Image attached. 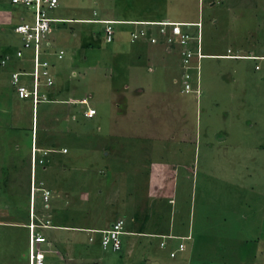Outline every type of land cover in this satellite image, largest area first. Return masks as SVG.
Listing matches in <instances>:
<instances>
[{
  "label": "rangeland",
  "instance_id": "obj_1",
  "mask_svg": "<svg viewBox=\"0 0 264 264\" xmlns=\"http://www.w3.org/2000/svg\"><path fill=\"white\" fill-rule=\"evenodd\" d=\"M209 1L202 0L201 7L200 0H59L56 8L48 10L51 16L64 21L66 19L62 17L87 18L91 22L54 23L49 33L51 37L48 35L55 44L54 54L40 55L41 62L44 59L48 61L46 69L53 82L47 86L40 79L38 94L41 99L33 108L30 100L17 97L10 80L11 71L32 69V50L23 48L22 56H16L15 51L23 45L20 35L12 29L13 25L30 18V10L11 0H0V59L8 57V64H1L5 77L2 79L3 73L0 74V219L18 223L25 219L27 212L28 224L34 222V234L39 235L36 215L40 213V198L44 193L41 186L52 189V180L59 173L53 166L56 163L62 166L66 157L71 156L78 168H87L74 171L69 167L72 181L74 178L79 181L83 175L89 176L85 172L90 168L95 180L102 179L99 184L103 189L115 185V189L129 198L126 193L130 189L127 192L117 175L116 180L110 176L111 181L107 184L106 178L100 174L104 173L107 162L116 173L114 166L120 162L118 158L111 162L94 150L93 164L86 149L90 142L98 148L108 142L114 146L124 145L125 140L130 145L133 143L131 137L139 135L133 144L136 148L142 145L144 152L152 147L160 149L159 153L147 157V154L140 153L137 159L134 157L138 151L132 152V161L138 163L141 171V188L145 186V180L147 183L152 178L150 161L159 163L170 159L169 150L177 144L187 149L183 153L184 159L194 164L193 167L181 165L174 181L168 177L165 180L168 183H163L167 195L173 189L172 182L176 184L177 203L173 209L177 212L176 215L173 212L171 218L173 228L179 230L176 219L191 215L190 233L200 248L193 250L188 239H174L171 240L173 245L160 248V238L146 233L149 235L136 236L137 249L133 246L135 241L133 244L131 240L123 241L122 238L117 251L104 249L97 242L91 257L79 253L73 256L61 243L60 249L56 248L58 255L57 252L46 254V264H264V219H261L264 217L261 214L264 206V61L250 58V55L264 54V3L261 0L256 7L255 0H217L218 4L210 6ZM100 17L200 23L184 26L191 38L186 47H178L168 41L171 37L178 43V37L171 36L170 28L162 30V26L157 24H128L132 33H137L136 37L125 29L116 33L115 29L123 26L113 25L114 36L107 42L104 24L92 21ZM119 41H128L132 45L136 42L146 44L140 53H136L137 57H129L132 60L129 64L122 59L121 53L124 52L114 50ZM153 49L162 51L169 58H158L156 50L150 53ZM180 49L194 53L187 57L193 67H183ZM206 53L228 57H197ZM169 61L172 69L161 66ZM85 62L98 65V68L85 67ZM134 64L138 69L133 67ZM183 71L190 72L189 90H184ZM21 81L29 85L31 76H21ZM82 81L87 85L93 83V88L89 89L94 94V106L99 108L94 128L99 124L100 129L93 135L96 138L90 136V142L84 135L88 133L87 127L91 126L82 116L85 104L73 106L68 102L71 97L75 100L90 92H85L83 86H86ZM110 88L117 91L115 97H122V104L128 108L126 119L119 117L113 106ZM165 92L168 94L163 95ZM54 97L64 100V103H55ZM168 101L171 103L167 107ZM58 115L65 119V127L59 128L55 122L51 124V119ZM79 122L81 125L77 124ZM74 126L77 137L72 132ZM175 128L178 130L175 138L169 139L173 132L170 130ZM34 130L36 137L33 136ZM75 145H78V150L73 147ZM129 148L125 150L130 153ZM88 150L93 149L89 147ZM31 155L36 158L34 182V168L30 169ZM114 155L112 152L109 157ZM53 156L59 157V161L55 162ZM121 160L130 162L131 158ZM42 165L49 168L44 167L43 170L40 168ZM156 179L154 176L152 182L157 187ZM58 200L52 193L44 199V213L38 215L39 220L48 223V211L51 212L53 202L59 203ZM144 202L142 200L141 203ZM17 233L22 234L21 243ZM0 236V264H11L15 259L23 260L22 264L26 262L29 251L27 228L0 226ZM78 240L80 237L77 236ZM180 241L184 246L181 250L178 249ZM34 244L38 243L35 241ZM4 249L13 253L9 263L1 261ZM85 249L86 254L88 245Z\"/></svg>",
  "mask_w": 264,
  "mask_h": 264
},
{
  "label": "crops",
  "instance_id": "obj_2",
  "mask_svg": "<svg viewBox=\"0 0 264 264\" xmlns=\"http://www.w3.org/2000/svg\"><path fill=\"white\" fill-rule=\"evenodd\" d=\"M255 1H256V3L254 5L257 7V2H261V0H255ZM262 1L264 3V0H262ZM209 2L211 3V4H209L210 6H213V5L215 6V4H218L217 0H210ZM200 5L202 7V5H203L202 0H200L199 6ZM262 7H264V5ZM258 8H259V6H258ZM199 15H200V12H199ZM62 18H65L66 19L65 21H71V22H74V21L80 22L81 20L82 21L88 20L87 18L79 20L76 17H62ZM97 19L110 20V18H107V17H105V18L100 17ZM116 20H119L120 22H122V24H126V25H128L127 23H129V24L130 23L131 24L149 23L150 25H152V24H159L160 21H167V20H151V21L144 22L142 20L135 21V20H130V19H116ZM98 22H101V21H98ZM178 22H180V21H178ZM117 25L118 24H116V26ZM118 26H123V25H118ZM128 28H130V27H128V26L124 27L123 26V28L119 27V28L115 29V31H116V33H120V32H124V29H125V32H127ZM116 33H115V37H116ZM251 41H252V39H251ZM254 41L256 42L257 40L254 39ZM103 44H105V43H103ZM143 44H146V43L143 42ZM143 44L136 42L132 45L128 41H125L123 43H122V41H119L118 43H116L117 47H115L116 45L114 46V50L115 51L119 50V51L124 52V53H121L122 59L125 60L126 62H128L129 64H132L131 63L132 60L129 59V57H132V56L137 57L136 53H140V49L144 48ZM261 45L263 47V44H261ZM155 50L157 51V55H159L158 58H160V56H166L169 58V56L167 54H165L162 51H159L157 49L150 50V53L152 54V52ZM206 55L212 56V55H214V53H206ZM214 57H216V56L214 55ZM84 58H85V56H84ZM217 58L222 59L223 57H217ZM170 61L167 64H162L161 66H163L164 68L167 67V69H172V66L170 65ZM157 62L158 61L154 62V64H156ZM85 63H86L85 67H89V68L96 67V69L98 68V65L94 66L93 63L92 64H88L87 62H85ZM4 64H8L7 61ZM9 64H11V63H9ZM134 66H135V64L133 65V67ZM135 67L138 69V65ZM157 69H158V67H157ZM13 71H15V70H13ZM13 71H11V73ZM2 73H3V77H2V79H3L5 77V70H4V67H2L0 64V74H2ZM11 73H10V80H11ZM136 75H138V74H136ZM81 83H83V85L86 86V88H84V86H83V89L84 90L86 89L85 92H88V91H90V92H88L86 96L82 95V97H80V98H75V100H72L74 97H71V99L68 100V102L71 103L73 106H77L76 105L77 103L83 104L81 102H82V100H85V101H87L88 106L93 107L95 109V114L93 116L86 117L83 113V110L86 106L85 105L82 106L83 107L82 108L83 119L85 121H88L91 124L90 127H87L88 133H84L85 137H87L88 141L90 142V138H91L90 136H93L95 133H98L99 129H100L99 124H97L96 127L94 128V125H95L94 123L95 122L97 123V120H98L99 108L94 106V101H95L94 100V94L91 91V89L93 88L91 84H93V83H89L88 84L89 86L87 85L86 81L85 82L82 81ZM89 87L91 89H89ZM85 92H84V94H85ZM110 94L112 95L111 96L112 104H113V106L116 107V110H117L119 117L124 119L125 117L128 116L129 110L125 106L124 103L122 104V97H118V96L115 97V95L117 94V91H115V89H113V88H110ZM166 94H168V93L165 92V94H163V95H166ZM54 98H55V103H64V100H61L60 98H57V97H54ZM132 99H133V97H132ZM165 103H167V102H165ZM169 103H171V101H168L167 107H168ZM35 110L36 109H34L33 114L35 113L34 116L36 117L37 111H35ZM72 110L74 111L73 108H72ZM167 110H168V108H167ZM166 112L168 113V111H166ZM62 117L60 115H58L54 119H51V121H50L51 124H53V122H55L59 126V128L65 127L66 121ZM77 124L81 125V122H79ZM76 130L77 129L74 126L72 129V132H75L74 133L75 137L78 136ZM34 131L35 132H33V136L36 135V130H34ZM170 131H173V132L169 134L168 138L174 139L178 130L175 128L173 130L171 129ZM180 132L178 134H180ZM100 135H102V134H100ZM146 135H148V134H146ZM137 136H139V135H137ZM137 136L131 137V139H132L131 142H133V143H131L130 145L126 144V140H125L124 145L126 146V148L130 147L129 148L130 153H129V151L125 150L126 149L125 147L121 148L124 145L114 146V145H110L109 142H108V144L105 143L106 145L105 144L100 145L99 146L100 148L91 145L90 144L91 142H90L89 146L86 147V149L88 151L87 154L91 155V161L93 160V157H96L94 150L100 152V155L102 154L107 159L111 160V162H112L113 158H115V157L118 158V161H120V162L116 166H114L111 163L112 168L114 166L117 169L116 173L114 171V168H113V170L110 168V165H109L110 162H107V167L105 168L104 173L101 172L100 174H102L101 177L106 178L105 180H106L107 184H109V182L111 181L110 176L114 180H116V175H117V177L120 179V181L124 182L125 188H127V192H128V188L130 189L129 190L130 193L129 192L126 193L129 196V198L127 196H124L123 194H121V191L115 189L116 188L115 185H113L111 188L103 189V187H101V184H99V183H102V179H100V180L96 179L95 180L94 177L91 176L93 174H92V172H90V168L87 170V172H85L89 176L83 175L84 179L82 177L81 179H79V181H77V179L74 178V180L72 181L71 180V177H72L71 171L72 170L79 171L81 169V170L85 171L87 169V168L86 169L85 168H78V166L74 163L72 156L66 157L67 160H66V162H64L62 164V166H58L57 163L54 166L52 165L53 167H56L58 172H59V173H57V177H56L57 180L56 179H54L55 181L52 180V189L49 187L41 186V190H43V191L47 190L48 191L47 198H48L49 194H51V193H52V196H54V198H55V196L57 198H59V200H58L59 203L53 202L51 212H50V210L48 211L49 218L46 219V221L48 223L45 224L43 221L39 220L40 218L38 217V215L41 216L42 213H44V199H43V197H42V199L40 198V203H41L40 209H39L40 213H37V215H36V220L39 224L38 227L36 228V230L38 233H40L38 235V236H40V239H33V245H35L34 243L36 241L38 243L35 245L36 248L39 249L44 255V260H43L44 264H46L45 259H46L47 253L50 252L51 254H53L54 252H57V255H58L59 250H56V248L59 247L58 249H60L61 243H64L65 247H67L71 251L70 253L73 256H75L76 253H79V254H83L84 256L88 255L89 257H91L93 255L92 254L93 253L92 248L96 247L97 242L100 243V233L97 232V230L109 228L111 226V223H114L118 220H122L124 223L123 229H124L125 233L121 235V238L123 239V241H127V240L130 241L131 240L133 244H134L133 241H135V244L133 246H135L136 249L139 245L138 242H136L137 241L136 236H141V235H145V236L147 235L148 236L149 234H153V236L150 235L153 238H160V239H158V245L160 248H163L168 244H172L171 240H174V239L178 240L179 239V238H164L166 235L185 236V237L189 236V238H187V239L191 240L190 242H191V245L193 247V250H196V248L198 249L201 247V245L199 246V243L197 241L194 242L193 235H191V233H190L192 230V228H191V215L187 216L186 218H180L178 220L176 219L175 222H177V225H178L177 229H179V230L177 231V230H175V228H173L171 218L173 217L174 213L176 215V212H177L176 210L173 209V205L174 204L176 205V203H177L176 199H175L176 198V184L174 182H172L173 189H172L171 193L169 195H167V194H165L166 186L164 189V183H163V182H165V184L168 183V181H165L168 179V177L172 178L174 181L175 176L177 174H179V169H180L181 165L184 166L187 164L191 167L194 166L193 161L189 162L187 159L186 160L184 159L183 153L187 149L185 147L182 148L180 144H177V146H175L174 149L169 150L170 159L160 161L159 163H154V161L151 160L150 161V165H151L150 170L152 172V175H151L152 178L150 177L147 180V183L145 180V183H144L145 186L143 188H141L140 187L141 171L139 170V165H137L138 163H134V160L132 161V157L134 156L133 154L135 153L136 150L138 151L136 153V156L134 157V159H137L139 157L140 153H141V155L144 153L143 154L144 156L147 154L145 156V157H147L150 154L159 153L160 149H157L156 147H152L148 150H145V152H146L145 153L144 152L145 147H143L142 145L138 146L136 148L135 145H133V144L135 142H137V140H138V138H136ZM163 136L164 135H161L160 137L163 139H166ZM93 137L96 138V136H93ZM124 139H126V138H124ZM115 140H116V138H115ZM73 147H75L77 150L79 149L78 145H75ZM89 147L90 148L92 147L93 150L89 151L88 150ZM126 151L128 153H126ZM112 152H114L115 155L112 158H110L109 154ZM132 152H134V153H132ZM86 157H87V155H86ZM124 158H127V159L131 158L130 162H132V163H130L128 161H125V162L122 161L121 159L124 160ZM54 161L58 162L59 157H56V158L54 157ZM93 164H95V161ZM44 167H45V169L49 168L48 166H45V165H42L40 168L45 170ZM69 167L72 168V170H70ZM74 167H77V168H74ZM32 168H34V179H33V175H31V177H32L33 182H34L35 176H36L35 164H34V167H32ZM177 168H179V169H177ZM30 169H31V166H30ZM155 171H157V172H155ZM144 174H146V173H144ZM154 176L157 177V179L155 180V183H158L157 187L153 186L152 179L154 178ZM107 186L108 185H106V187ZM114 189L117 191L115 192ZM108 192H114V194L109 195ZM33 193H34V191H33ZM34 194L32 195V208H33L32 209V213H33L32 218L33 219H34V212H35V208H34L35 196H34ZM41 195L43 196V192L41 193ZM150 195H152V196L149 197ZM61 198H63V200ZM52 199H53V197H52ZM142 200H145L146 202L141 203ZM199 200L202 202L201 199H199ZM30 201H31V198L29 199V208H30ZM63 202H65L66 204H64ZM262 207H264V206H262ZM262 212H261V214L263 216ZM146 215H148V217ZM261 219H264V217H262ZM28 221H29V217L27 216V212H26L25 219L19 220L18 223H13V222L8 221V220L0 219V226H3L5 228L6 227L16 228L17 226L26 227L27 228V243H28V249H29V245L31 242V238H30L31 233L30 232L32 230V226H31L32 224H28ZM30 223H34V222H30ZM28 225H29V228H28ZM34 231H35V229L33 227V232ZM146 233H149V234H146ZM17 234H18V236H17L18 240L21 243L22 234L21 233H17ZM1 235H3V233H1ZM77 236L80 237V240H78V242H77ZM179 240H181V239H179ZM80 241H82L85 245L81 244ZM42 242H44L43 245H40V243H42ZM161 242H164L163 246L160 244ZM4 243H6V241ZM0 244H1V242H0ZM86 245H88L89 250L85 254L84 250H86L85 249ZM12 255H13V253H9V250L7 253L6 249H4V251H3L4 259L2 256L1 261H5V262L9 263L10 262L9 257ZM22 261L23 260L15 259L12 261L11 264H22ZM23 264H28V253H27V260Z\"/></svg>",
  "mask_w": 264,
  "mask_h": 264
},
{
  "label": "built area",
  "instance_id": "obj_3",
  "mask_svg": "<svg viewBox=\"0 0 264 264\" xmlns=\"http://www.w3.org/2000/svg\"><path fill=\"white\" fill-rule=\"evenodd\" d=\"M14 4H19L24 8L30 10V18L28 20H23L15 25H13V32L20 35V40L22 41V48H18L15 51L17 57L22 56L23 48H29L32 50V69L31 71H24V70H16L11 73V83L13 84L16 95L19 99L30 100L33 108L35 105L40 101L38 94V88L40 84L43 82L44 85L52 84L53 80L50 73L47 72L48 61L44 59L42 62L40 60L41 54H54V50L51 48L50 40L48 39V35H50L51 28L55 22L61 21L62 19L59 17H53L49 14L48 10L56 8L59 4V0H11ZM91 22V19L87 20ZM93 22L103 21L101 22L104 24V39L107 42H110L114 36V27L113 25L120 23L119 20L110 19V20H100L94 19ZM118 21V22H116ZM199 21L197 22H185V21H162L157 25L162 26V30L164 27L170 28L171 36L178 37V43L171 37L168 38L170 44H175L178 47H186L189 43L191 36L185 32L184 26L189 25H199ZM133 37L137 36V33H132ZM180 45V46H179ZM58 51V50H57ZM56 53V52H55ZM194 54L190 50H181V62L184 68L193 67L189 63V58L187 61V57ZM59 57H61L60 52L57 53ZM202 55H197V57L201 58ZM251 58L258 60L257 62L264 61V54L261 55H250ZM8 57L4 56L0 59V64H4L7 61ZM184 72V71H183ZM30 75L31 76V84L26 85L24 82L21 81V76ZM188 78H190V72L185 71L183 73V86L184 90H189L190 85L187 82ZM40 79L43 81L41 82ZM83 104H85V108L83 113L86 117H91L95 114V109L93 107L88 106L87 101L82 100ZM34 151V148L31 150ZM36 162V158L34 155H31V167H34ZM48 191L44 190L43 197L44 199L47 198ZM32 230H31V242L29 245L28 251V264H44L43 262V253L37 249L33 245V239H40V236L35 235L33 232V227L35 229V224L32 223ZM100 233V243L104 249L117 251L121 247V235L125 233L123 230V221L118 220L109 228L97 230ZM164 238H179V239H187L189 236H174V235H166ZM162 246L164 242L160 243ZM183 243L180 241L178 243V249H183ZM174 255L171 252V255Z\"/></svg>",
  "mask_w": 264,
  "mask_h": 264
},
{
  "label": "trees",
  "instance_id": "obj_4",
  "mask_svg": "<svg viewBox=\"0 0 264 264\" xmlns=\"http://www.w3.org/2000/svg\"><path fill=\"white\" fill-rule=\"evenodd\" d=\"M122 19V18H121ZM129 19H133V20H142V21H144V22H146V21H151V20H160V19H134V18H129ZM64 22H66V21H64V20H61V21H58L57 23H64ZM116 22H118V21H116ZM185 22H189V21H185ZM56 23V22H55ZM117 24H121L122 25V22H120V23H117ZM127 24H129V23H127ZM131 24V23H130ZM143 24H145V25H150L149 23H143ZM54 25V24H53ZM116 25V24H115ZM124 27H127L126 25H123ZM129 31H131V28L130 29H128V33H129ZM132 32L133 31H131L130 32V35L132 34ZM50 37H51V34H50ZM54 41L51 39L50 40V45H51V48L54 50V46H55V44L53 43ZM177 49H178V47H177ZM222 56V57H228V55H224V54H215V56L217 57V56ZM207 55H205L204 57H206ZM214 56V55H213ZM208 57V56H207ZM251 58V57H250ZM28 144H29V141H28ZM263 216H264V207H263Z\"/></svg>",
  "mask_w": 264,
  "mask_h": 264
},
{
  "label": "bare ground",
  "instance_id": "obj_5",
  "mask_svg": "<svg viewBox=\"0 0 264 264\" xmlns=\"http://www.w3.org/2000/svg\"><path fill=\"white\" fill-rule=\"evenodd\" d=\"M108 21V20H107ZM101 22H103V21H101ZM159 23H162V22H159ZM205 56V55H204ZM204 56H202V57H204ZM28 228H29V225H28Z\"/></svg>",
  "mask_w": 264,
  "mask_h": 264
},
{
  "label": "clouds",
  "instance_id": "obj_6",
  "mask_svg": "<svg viewBox=\"0 0 264 264\" xmlns=\"http://www.w3.org/2000/svg\"><path fill=\"white\" fill-rule=\"evenodd\" d=\"M34 185V184H33ZM43 259H44V255H43Z\"/></svg>",
  "mask_w": 264,
  "mask_h": 264
}]
</instances>
